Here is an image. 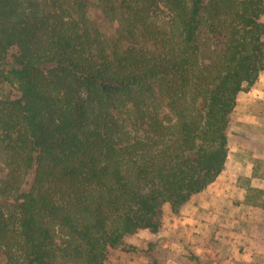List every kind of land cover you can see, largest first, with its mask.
Listing matches in <instances>:
<instances>
[{
	"label": "trees",
	"instance_id": "trees-1",
	"mask_svg": "<svg viewBox=\"0 0 264 264\" xmlns=\"http://www.w3.org/2000/svg\"><path fill=\"white\" fill-rule=\"evenodd\" d=\"M263 73L264 0H0L3 264H105L157 232L224 170Z\"/></svg>",
	"mask_w": 264,
	"mask_h": 264
},
{
	"label": "rangeland",
	"instance_id": "rangeland-1",
	"mask_svg": "<svg viewBox=\"0 0 264 264\" xmlns=\"http://www.w3.org/2000/svg\"><path fill=\"white\" fill-rule=\"evenodd\" d=\"M90 12L103 34L115 32L117 23L100 7ZM13 94L0 87V98ZM255 95L242 96L229 116V155L216 183L177 212L165 211L157 232L125 236L105 264H264V100ZM243 113H255L259 124L239 120ZM2 159L0 148V167Z\"/></svg>",
	"mask_w": 264,
	"mask_h": 264
},
{
	"label": "crops",
	"instance_id": "crops-1",
	"mask_svg": "<svg viewBox=\"0 0 264 264\" xmlns=\"http://www.w3.org/2000/svg\"><path fill=\"white\" fill-rule=\"evenodd\" d=\"M256 84L251 88V90H249L247 92L240 93L237 97V102H239L240 100H243L244 97L248 98L249 101L252 100V99H250L251 97L250 98L248 97L251 91L253 92V94H257V95H255L254 99L257 98L259 100H261V99L264 100V73L259 76ZM242 96H244V97L242 98ZM255 116H256L255 113H243V114L238 116V119L239 120L241 119V120H243V122H248V123L252 124L253 126H255V125L259 124V121H260L259 119L257 120V118ZM247 176L250 177L251 174L249 173V174H247ZM217 178H220V175L217 176ZM214 183H216V181Z\"/></svg>",
	"mask_w": 264,
	"mask_h": 264
}]
</instances>
